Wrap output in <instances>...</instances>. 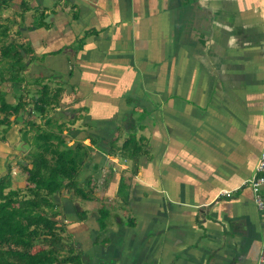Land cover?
<instances>
[{
	"label": "crops",
	"instance_id": "1",
	"mask_svg": "<svg viewBox=\"0 0 264 264\" xmlns=\"http://www.w3.org/2000/svg\"><path fill=\"white\" fill-rule=\"evenodd\" d=\"M0 22L30 79L7 100L44 84L87 146L86 196H58L82 264H264L246 182L264 145V0H0Z\"/></svg>",
	"mask_w": 264,
	"mask_h": 264
},
{
	"label": "trees",
	"instance_id": "2",
	"mask_svg": "<svg viewBox=\"0 0 264 264\" xmlns=\"http://www.w3.org/2000/svg\"><path fill=\"white\" fill-rule=\"evenodd\" d=\"M9 29L0 22V140H5L13 114L12 121L22 124L21 139L28 147L15 157L24 175L22 184H16L19 180L8 163L0 174V264H82L58 196L61 192L86 196L80 171L89 152L81 141L69 144L63 124L55 123L47 112L58 105V93L42 86L30 99L18 93L7 100L1 84L27 80L21 45ZM78 215L84 217L83 210Z\"/></svg>",
	"mask_w": 264,
	"mask_h": 264
},
{
	"label": "built area",
	"instance_id": "3",
	"mask_svg": "<svg viewBox=\"0 0 264 264\" xmlns=\"http://www.w3.org/2000/svg\"><path fill=\"white\" fill-rule=\"evenodd\" d=\"M246 182L250 185L254 193L255 205L262 216V238L264 239V145L259 153L255 171ZM229 193V189H220L216 195V199Z\"/></svg>",
	"mask_w": 264,
	"mask_h": 264
},
{
	"label": "rangeland",
	"instance_id": "4",
	"mask_svg": "<svg viewBox=\"0 0 264 264\" xmlns=\"http://www.w3.org/2000/svg\"><path fill=\"white\" fill-rule=\"evenodd\" d=\"M22 51L23 50H21V54H22ZM24 76H26V79L27 80H30L29 79V76H28V72L27 71H25L24 70ZM41 84H43V83H41ZM12 85H11V83H9V82H4V83H2L1 84V88L3 89V90H6V92H10V90L12 89V87H11ZM42 86H44V84L42 85ZM16 88V87H15ZM9 99H12V97H9ZM14 100V99H13ZM54 118V117H53ZM38 119V118H37ZM9 120L12 122V118H11V115L9 116ZM54 122H56V120L54 119L53 120ZM18 124H20V123H18ZM10 126V125H9ZM4 136H5V140H6V132L4 133ZM5 140H0L1 142L2 141H5ZM27 147H28V144H26L22 139H21V137H20V139L18 138V140L16 141V144H15V146H14V149H15V151H14V155H19L20 154V156H22V153L27 149ZM23 151V152H22ZM8 164H10V166H11V174H12V176L15 178V179H17V180H19L16 184H22L25 180H24V175H22V174H20L19 173V171H18V166H17V164L15 163V156L14 157H10L9 158V161H8ZM6 168H7V164H6V167L3 169V171L5 172L6 171ZM18 171V172H17ZM1 174V173H0ZM81 176V175H80ZM83 187H84V185H83ZM85 188V187H84ZM84 191H85V189H84ZM86 194H87V192H86ZM73 195V194H72ZM74 196V195H73ZM104 216H106V215H104Z\"/></svg>",
	"mask_w": 264,
	"mask_h": 264
},
{
	"label": "water",
	"instance_id": "5",
	"mask_svg": "<svg viewBox=\"0 0 264 264\" xmlns=\"http://www.w3.org/2000/svg\"><path fill=\"white\" fill-rule=\"evenodd\" d=\"M22 50V49H21ZM22 54H24V51H22ZM75 207L79 210L80 209V207H79V205L78 204H75Z\"/></svg>",
	"mask_w": 264,
	"mask_h": 264
}]
</instances>
